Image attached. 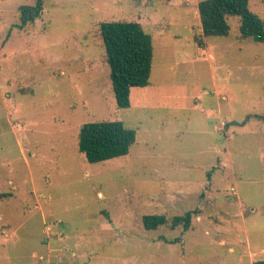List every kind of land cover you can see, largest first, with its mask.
<instances>
[{"label":"rangeland","instance_id":"rangeland-1","mask_svg":"<svg viewBox=\"0 0 264 264\" xmlns=\"http://www.w3.org/2000/svg\"><path fill=\"white\" fill-rule=\"evenodd\" d=\"M199 1L43 0L19 27L35 0H0V264L264 260V45L239 37L237 17L203 37ZM249 7L264 21V0ZM120 20L153 47L149 84L123 109L98 31ZM101 120L135 142L89 163L78 130ZM193 209L189 229L170 227ZM146 214L168 222L146 230Z\"/></svg>","mask_w":264,"mask_h":264},{"label":"trees","instance_id":"trees-1","mask_svg":"<svg viewBox=\"0 0 264 264\" xmlns=\"http://www.w3.org/2000/svg\"><path fill=\"white\" fill-rule=\"evenodd\" d=\"M249 3L250 0H200L197 10L202 36L228 35V19L237 17L239 37L264 45V21L250 10ZM42 9L43 0L20 6L19 27L34 21L40 16ZM98 31L109 68L116 107L128 108L131 89L149 84L153 57L152 38L135 20L101 21ZM198 44L201 45L200 42ZM257 117L264 120V114ZM248 119L249 116L240 123L231 124L244 125ZM135 137V130L126 127L119 120L86 122L79 127L77 149L89 163H100L127 155ZM194 213L196 210L193 209L173 216L170 227L181 225L184 230L189 229ZM141 221L146 230H154L168 222L163 214H146ZM252 264H264V260L253 261Z\"/></svg>","mask_w":264,"mask_h":264}]
</instances>
